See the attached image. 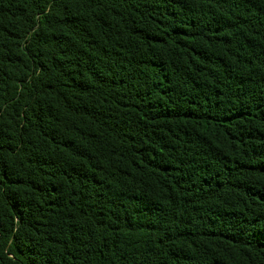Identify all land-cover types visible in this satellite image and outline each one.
<instances>
[{"label":"trees","instance_id":"obj_1","mask_svg":"<svg viewBox=\"0 0 264 264\" xmlns=\"http://www.w3.org/2000/svg\"><path fill=\"white\" fill-rule=\"evenodd\" d=\"M0 264H264V0H0Z\"/></svg>","mask_w":264,"mask_h":264}]
</instances>
